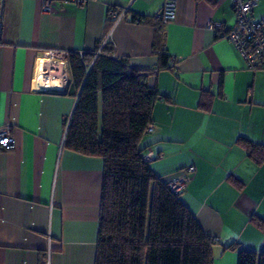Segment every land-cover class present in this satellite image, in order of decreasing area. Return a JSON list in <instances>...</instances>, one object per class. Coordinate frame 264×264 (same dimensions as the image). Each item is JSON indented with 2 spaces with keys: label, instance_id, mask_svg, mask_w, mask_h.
I'll use <instances>...</instances> for the list:
<instances>
[{
  "label": "crops",
  "instance_id": "0c3cea01",
  "mask_svg": "<svg viewBox=\"0 0 264 264\" xmlns=\"http://www.w3.org/2000/svg\"><path fill=\"white\" fill-rule=\"evenodd\" d=\"M164 1L53 0L44 9V0H0V126L8 123L15 141L0 147V264L95 262L103 161L64 148L76 98L38 71L48 51L97 54L106 42L150 72L147 84L162 96L141 141L153 172L167 179L196 167L180 199L214 241L212 264H238L239 248L264 250V164L237 142L264 145V68L248 69L205 27L207 19L233 25L230 0H177L163 26L175 62L157 70L152 22ZM256 3L259 19L264 0Z\"/></svg>",
  "mask_w": 264,
  "mask_h": 264
},
{
  "label": "trees",
  "instance_id": "16d2710c",
  "mask_svg": "<svg viewBox=\"0 0 264 264\" xmlns=\"http://www.w3.org/2000/svg\"><path fill=\"white\" fill-rule=\"evenodd\" d=\"M132 20L149 21L135 15ZM152 23L157 70L170 67L175 60L164 49V24L156 17ZM66 62L67 92L76 101L64 148L103 161L94 264H212V237L142 157L147 149L141 141L152 124L154 104L162 98L147 84L150 72L114 56L108 42L97 54L68 52ZM237 142L264 164V145L243 137ZM238 264H264V250L239 248Z\"/></svg>",
  "mask_w": 264,
  "mask_h": 264
},
{
  "label": "built area",
  "instance_id": "2783aa9c",
  "mask_svg": "<svg viewBox=\"0 0 264 264\" xmlns=\"http://www.w3.org/2000/svg\"><path fill=\"white\" fill-rule=\"evenodd\" d=\"M53 0H44V9H49ZM64 2L75 1L83 3L85 0H62ZM234 23L227 27L224 23L207 19L205 27L214 31L216 34L229 40L243 57L246 67L250 70H256L264 67V16L259 19L252 17V10L256 6V0H230ZM177 0H165L162 9L155 16L161 23L166 24L176 16ZM122 13L109 11L108 16L116 19L122 17ZM83 52H79L81 55ZM172 61L173 58H172ZM42 62V78H56L60 80L63 86L67 83V62L66 53L61 51H48ZM153 129L152 124L147 127V132ZM14 138L11 135L10 125L0 126V147L4 150L11 149L14 146ZM145 161L153 159L150 150L143 154ZM196 172L195 165H188L182 168L175 175L165 179L168 189L177 195H180Z\"/></svg>",
  "mask_w": 264,
  "mask_h": 264
},
{
  "label": "bare ground",
  "instance_id": "6f19581e",
  "mask_svg": "<svg viewBox=\"0 0 264 264\" xmlns=\"http://www.w3.org/2000/svg\"><path fill=\"white\" fill-rule=\"evenodd\" d=\"M38 72L40 73L39 75L42 77V62H41V60H40V66H39V71ZM60 83H61L60 80H58L56 82L50 81L49 85H55V84H60Z\"/></svg>",
  "mask_w": 264,
  "mask_h": 264
}]
</instances>
